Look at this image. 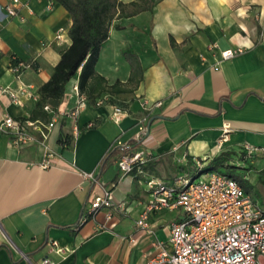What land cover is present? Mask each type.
<instances>
[{"label":"crops","instance_id":"0c3cea01","mask_svg":"<svg viewBox=\"0 0 264 264\" xmlns=\"http://www.w3.org/2000/svg\"><path fill=\"white\" fill-rule=\"evenodd\" d=\"M19 1L20 17H10L8 0H0V124L8 116L48 123L35 101L23 96L17 105L2 90L29 86L39 94L71 45V19L56 2ZM155 2L152 11L112 21L76 117H65L74 106L71 80L64 98L49 105L56 122L37 136L42 144L16 148L0 130V264H40L46 257L54 264H145L184 216L181 209L154 211L151 233L137 229L152 200L147 178L172 183L223 153L249 184L247 194L255 190L264 201V0ZM236 48L243 52L221 59ZM124 50L136 56L133 73ZM12 56L34 63L19 80L8 67ZM156 102L162 106L151 109ZM114 107L126 112L119 123L110 119ZM245 146L258 150L249 154ZM125 149L146 162L122 176L116 161ZM104 191L114 205L90 215ZM51 241L70 251L55 253Z\"/></svg>","mask_w":264,"mask_h":264},{"label":"built area","instance_id":"2783aa9c","mask_svg":"<svg viewBox=\"0 0 264 264\" xmlns=\"http://www.w3.org/2000/svg\"><path fill=\"white\" fill-rule=\"evenodd\" d=\"M20 5L19 0H8L5 7L8 16L20 17ZM242 52L240 48L225 50L221 52V59L229 60ZM8 67L19 80L23 72L34 67V63L20 61L12 56ZM2 92H9L12 103L17 105L21 104L23 96L35 102L38 100V95L29 86L22 87L16 93L6 89ZM70 94L74 98V106L65 117L74 118L86 104L87 98L80 91L77 81L71 87ZM103 101H98L97 105L103 104ZM161 106V102H156L150 108L157 109ZM113 109L110 119L119 123L126 112L119 107ZM42 110L50 116V122L43 123L28 118L19 120L11 116L3 119L0 130L12 146L22 148L43 143L37 136L45 137L52 130L56 122V111L47 104ZM93 126L88 124L89 128ZM139 129L143 133L145 125H141ZM125 148L128 150V146ZM244 148L249 154L258 150L248 146ZM260 151L264 153V148ZM47 157L52 158L48 151ZM145 162L144 154L125 151L116 161V166L124 176L134 172ZM47 166L48 161H45L42 167ZM200 173L202 172L197 175ZM195 177L186 174L172 183L155 177L147 179L146 187L152 200L145 205L136 220L137 229L151 233L147 219L154 211L181 209L184 216L179 222L170 225L166 246L158 245V252L145 264H264V209L251 199L233 177L210 170L205 181L193 184ZM83 178L94 181L93 173H83ZM113 205V196L104 191L91 202L89 214L94 215L101 208L109 209ZM49 244L55 253L65 254L70 251L69 248L58 247L55 241ZM40 264L54 263L46 257Z\"/></svg>","mask_w":264,"mask_h":264},{"label":"trees","instance_id":"16d2710c","mask_svg":"<svg viewBox=\"0 0 264 264\" xmlns=\"http://www.w3.org/2000/svg\"><path fill=\"white\" fill-rule=\"evenodd\" d=\"M56 2L69 13L71 25L68 37L71 45L62 53L60 61L54 66L50 79L39 89L36 109L42 110L44 105H52L54 101L64 98L65 90L71 80H77L80 91H84L89 79L95 75V64L99 59L100 50L106 44L111 23L121 17H134L142 12L152 11L155 0H133L123 3L121 0H50ZM123 55L131 66V71L137 68L136 56L129 51ZM54 106V104H53ZM126 149L124 150V152ZM229 153L213 158L209 166L198 167L194 177L199 172L225 169L223 174L233 177L239 185L249 192L250 186L242 177H235L237 167L231 163ZM209 170H206V169ZM83 219L80 216L75 226L78 227Z\"/></svg>","mask_w":264,"mask_h":264},{"label":"rangeland","instance_id":"374dc122","mask_svg":"<svg viewBox=\"0 0 264 264\" xmlns=\"http://www.w3.org/2000/svg\"><path fill=\"white\" fill-rule=\"evenodd\" d=\"M206 170H209V169L207 168ZM213 171H215V170H213ZM208 172H210V171H204V172L200 173L199 175H197V176L195 177L196 179L194 180V183H193V184H196V183H198V182H203V181H205L206 178H207V174H208ZM216 172H218V173H220V174H223V173L225 172V169L223 170V169H221V168H218V170H217ZM184 175H185V174L182 173V174L180 175V177H181V176H184ZM234 176H235V177H238V176H239V177H242V175L240 174V170H239V169L235 171ZM147 179H148V178H147ZM250 196H251L252 198H256V200H258L259 204L264 205V204H262V203H264V201H262V198L260 197V195H259L255 190H253V191L250 192Z\"/></svg>","mask_w":264,"mask_h":264},{"label":"water","instance_id":"95a60500","mask_svg":"<svg viewBox=\"0 0 264 264\" xmlns=\"http://www.w3.org/2000/svg\"><path fill=\"white\" fill-rule=\"evenodd\" d=\"M157 119H160V118H162V117H160V116H157L156 117ZM154 118H152L149 122H148V125H147V131H146V134L145 135H148V133H149V130H150V126H151V121L153 120Z\"/></svg>","mask_w":264,"mask_h":264}]
</instances>
